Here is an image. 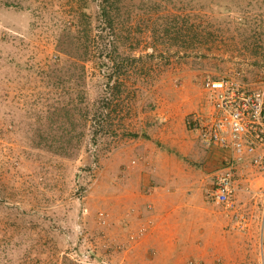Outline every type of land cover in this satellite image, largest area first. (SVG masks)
<instances>
[{
	"label": "rangeland",
	"instance_id": "1",
	"mask_svg": "<svg viewBox=\"0 0 264 264\" xmlns=\"http://www.w3.org/2000/svg\"><path fill=\"white\" fill-rule=\"evenodd\" d=\"M230 77L264 83V0H0V264H264L258 170L207 199L228 152L194 117ZM194 182L198 242L157 236Z\"/></svg>",
	"mask_w": 264,
	"mask_h": 264
},
{
	"label": "built area",
	"instance_id": "2",
	"mask_svg": "<svg viewBox=\"0 0 264 264\" xmlns=\"http://www.w3.org/2000/svg\"><path fill=\"white\" fill-rule=\"evenodd\" d=\"M202 89L211 109L194 117L195 132L202 144L228 152L207 199L217 206L228 205L240 167L256 168L264 181V83L249 89L235 77L207 78Z\"/></svg>",
	"mask_w": 264,
	"mask_h": 264
},
{
	"label": "crops",
	"instance_id": "3",
	"mask_svg": "<svg viewBox=\"0 0 264 264\" xmlns=\"http://www.w3.org/2000/svg\"><path fill=\"white\" fill-rule=\"evenodd\" d=\"M206 163L208 164V162ZM196 183L197 182L190 183L189 189H179L177 190V193L170 194V197L167 196L158 199V195H156L157 198L155 197L154 199V202L156 203H154V207L150 205L147 206L150 213H153V216L151 218L148 217L150 219L149 227L153 231L156 230L155 232L157 233V236L158 233H173L171 227L172 223L175 222L174 225L177 223L181 224V226H179L178 228L184 227L186 231L185 236L187 243L198 242L199 237L202 236L200 232L201 230H198V226H195L193 223L196 219H198L197 215H200L202 213L201 210L203 209L201 205L192 202V197L195 198L194 189L197 188ZM199 187H201L200 183ZM173 195L177 196V200H175V198H172ZM180 236L181 235L179 234L176 235V239H179Z\"/></svg>",
	"mask_w": 264,
	"mask_h": 264
}]
</instances>
